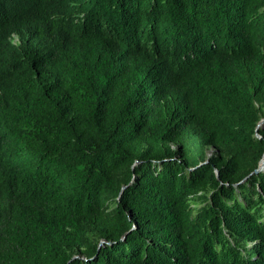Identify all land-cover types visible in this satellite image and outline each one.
I'll list each match as a JSON object with an SVG mask.
<instances>
[{"label": "trees", "instance_id": "obj_1", "mask_svg": "<svg viewBox=\"0 0 264 264\" xmlns=\"http://www.w3.org/2000/svg\"><path fill=\"white\" fill-rule=\"evenodd\" d=\"M263 118L264 0H0V264H264Z\"/></svg>", "mask_w": 264, "mask_h": 264}, {"label": "rangeland", "instance_id": "obj_2", "mask_svg": "<svg viewBox=\"0 0 264 264\" xmlns=\"http://www.w3.org/2000/svg\"><path fill=\"white\" fill-rule=\"evenodd\" d=\"M261 123H264V118L262 119V122ZM210 152L211 151H208V153L210 154ZM263 159H264V157H263ZM262 162V161H261ZM261 162H260V168H261V170H264V163L263 164H261Z\"/></svg>", "mask_w": 264, "mask_h": 264}, {"label": "water", "instance_id": "obj_3", "mask_svg": "<svg viewBox=\"0 0 264 264\" xmlns=\"http://www.w3.org/2000/svg\"><path fill=\"white\" fill-rule=\"evenodd\" d=\"M261 122H262V120H261ZM263 157H264V155H263ZM263 159V158H262ZM262 161V160H261ZM260 161V162H261ZM259 170H261V168H260V164H259V167L256 169V171H259Z\"/></svg>", "mask_w": 264, "mask_h": 264}, {"label": "bare ground", "instance_id": "obj_4", "mask_svg": "<svg viewBox=\"0 0 264 264\" xmlns=\"http://www.w3.org/2000/svg\"><path fill=\"white\" fill-rule=\"evenodd\" d=\"M264 163V159H262V162H261V164H263ZM262 168V167H261Z\"/></svg>", "mask_w": 264, "mask_h": 264}]
</instances>
